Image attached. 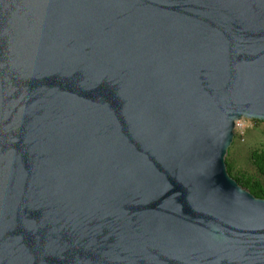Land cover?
<instances>
[{
    "label": "water",
    "instance_id": "obj_1",
    "mask_svg": "<svg viewBox=\"0 0 264 264\" xmlns=\"http://www.w3.org/2000/svg\"><path fill=\"white\" fill-rule=\"evenodd\" d=\"M242 118L264 0H0V264H264Z\"/></svg>",
    "mask_w": 264,
    "mask_h": 264
},
{
    "label": "rangeland",
    "instance_id": "obj_2",
    "mask_svg": "<svg viewBox=\"0 0 264 264\" xmlns=\"http://www.w3.org/2000/svg\"><path fill=\"white\" fill-rule=\"evenodd\" d=\"M253 151L264 152V121L242 118L236 122L226 164L231 166L233 175L243 173L264 181L251 159Z\"/></svg>",
    "mask_w": 264,
    "mask_h": 264
},
{
    "label": "trees",
    "instance_id": "obj_3",
    "mask_svg": "<svg viewBox=\"0 0 264 264\" xmlns=\"http://www.w3.org/2000/svg\"><path fill=\"white\" fill-rule=\"evenodd\" d=\"M251 159L257 168L258 173L264 177V152L253 151L251 154ZM227 165V170L231 176H233L239 184L247 188L256 197L264 198V181L258 178L247 176L243 173L239 175L232 174V168L229 164Z\"/></svg>",
    "mask_w": 264,
    "mask_h": 264
}]
</instances>
